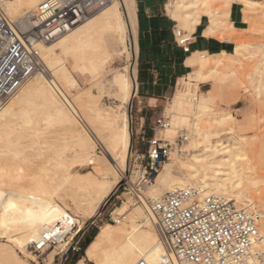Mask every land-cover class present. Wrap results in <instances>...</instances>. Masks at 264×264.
<instances>
[{"label":"bare ground","instance_id":"1","mask_svg":"<svg viewBox=\"0 0 264 264\" xmlns=\"http://www.w3.org/2000/svg\"><path fill=\"white\" fill-rule=\"evenodd\" d=\"M42 1L4 0L2 12L21 38L27 28L36 25V21L31 18ZM230 1L170 0V5L174 8L172 16L184 27L190 29L199 21L200 16L205 14L209 19L208 28L212 30L223 25ZM241 2L247 21L249 13L256 11L258 7L264 8V2L252 0ZM119 5V0H112L50 42L34 40L32 45L38 50L40 59L38 69L7 102L0 104V143H5L9 150L11 149L8 146L19 145L26 139L35 141L43 133L42 127L45 124L60 125L70 133L73 144L69 154L61 151V155L55 153L57 156L52 157L47 151L49 155L46 154L47 159L44 161L48 165L41 167L42 173H39L41 177L32 176L40 177L36 180L34 178L33 182H31L33 178L27 179L26 181L31 183L24 185L26 186L24 189L20 188L22 186H19L21 190L18 188V191H4L0 188V264H29L13 247H17L24 255L33 257L26 251V247L28 249L30 243L37 240L44 230L50 227L58 228L61 237L75 224V230L70 231L66 239L58 242L57 248L63 251L84 221L94 215L122 175L130 135L127 113L121 112L119 107L127 104L132 90L126 68L113 72L109 80L110 88L107 94L118 102L116 105L107 108L96 104L92 106L88 100L82 103L83 101L73 94V105L75 101L81 110L93 109L96 113L94 115L98 124L88 128L80 119V114L78 116L73 113L61 98L62 96L68 98L71 104L72 96L63 90L61 83L64 82L67 89L76 87L77 84L61 65L60 59L53 56L56 46L64 50L76 46L80 41L89 42L96 21H100L106 29L113 32L124 48L128 28ZM215 6L219 9L213 8ZM28 13L32 14L31 17H26ZM247 50L248 44L236 42L234 51L229 54L209 55L205 52H192L187 57L186 64L196 69L187 73L183 82L189 80L195 81L198 85L203 83L218 85L225 71L231 70L235 63H239ZM224 57L228 60H223ZM101 84L95 85L102 89ZM97 90V94L100 95L101 90ZM96 98L93 96L89 100H93L91 103L94 104ZM214 100V95L209 92L199 98H187L176 91L170 99L168 112L171 120L178 124L183 121L185 111L196 108L205 112ZM31 113L38 115L39 120L33 119ZM226 119L231 123L224 127L223 122ZM233 119L230 113H221L213 117L212 121L216 125L214 127L203 129L199 124H192V129L189 130L190 140L185 149L179 151H186L188 147L197 150L189 153V159L181 157L174 150L172 156L170 154L172 164L164 165L160 173L158 170V174L153 177L154 182L141 190V203H132V208H129L127 202H123L116 208L118 212L123 211L124 214V211H127L124 217L129 219V227L123 223L125 218L123 222H107L100 226L85 246L84 254L73 264H87L86 261L93 264H136L139 261L146 264H178L161 240L155 225L156 218L149 209V202L157 201L167 192L187 187L198 188L203 195L217 193L227 200L235 201L245 210L258 214L260 240L254 249L264 252V212L258 213L254 210L252 206L256 201L249 191V187L257 184V180L252 177L255 168L253 157L249 154L255 149L247 138L240 136L239 133L244 128L233 126ZM173 131V127H168L163 133L171 135ZM224 135L229 136L223 140ZM200 143L202 144L199 145ZM75 161L77 163L79 161L87 170L80 172L76 165H73ZM173 165L181 167L184 173L175 174ZM0 171L7 174L8 169L0 166ZM19 177L22 179L21 174L16 175V179ZM144 190L151 198L142 195ZM121 222L122 225H117ZM3 239L5 242L2 243ZM56 251L51 253V257ZM43 252L45 251L42 250Z\"/></svg>","mask_w":264,"mask_h":264},{"label":"rangeland","instance_id":"2","mask_svg":"<svg viewBox=\"0 0 264 264\" xmlns=\"http://www.w3.org/2000/svg\"><path fill=\"white\" fill-rule=\"evenodd\" d=\"M259 2L263 3L264 0ZM119 6L120 10L123 13L122 16L125 19V13L123 11L122 5ZM213 8L219 9L218 6H215ZM263 10L264 8L262 9L261 7H258L256 11L249 13L250 15H248V28L246 30L240 31L239 36L236 39L238 43L248 44V50L244 52L243 56H241V61L239 63H235L231 70L228 69L227 71H225V75L219 81L218 85H212L210 83H203L198 85L195 81L189 80H186V83H184L183 80L185 76L178 80V85L175 92L178 91L179 94H181L183 97L199 98V96L208 92L214 95L215 100L214 102L210 103L209 109H207V111H198L194 107L195 110H187L184 112V119L182 122H178V124L177 122L174 123L171 120L170 114L168 112V106L170 105V99L174 95L173 94L170 98L164 99V101L160 104H158L156 100L150 101V104L154 106L156 105V107H154V110L147 111L146 116L147 118H149V120L148 123L144 124V126L146 127L145 138L147 139L152 134V130L150 129V127L152 126L154 118L160 114L168 117L170 120L169 127H173L174 131L171 135H164L170 139H175L180 134L181 130L186 132L188 136L187 141L181 147H176L174 150L177 151V153L180 154L181 157L189 159V153L195 152L197 150L196 148L188 147L186 151L179 150H184L186 144L190 140V131L192 129V124H199L200 128L203 129L211 128L216 126L212 121L213 117H216L221 113H230L234 118L232 121V125H236L237 127L242 126L244 128L239 133L240 136L247 138L253 144V149H255V151H251L249 152V154L253 157V164L255 168L252 177L257 180V184L254 187H249V191L256 201V204L252 206L254 210L264 212ZM31 15V13H28L26 14V17H31ZM31 19L34 20L33 17ZM179 26L183 27V30L189 29L188 27L182 26L180 22ZM94 27L95 29L91 35L89 42L80 41L76 46L69 47L64 50L56 46L55 54L53 55L54 57L60 59L61 65L65 67L69 75L76 81V87L67 89L64 82L61 83V80H59L62 87L64 88L62 89L65 92L67 91L66 93L68 95L72 96L71 105L73 106L76 114L78 116L80 114V119L88 128L89 126L92 127L98 124V120L94 115L96 113L93 109H86L88 111L81 110L75 101V105H73V94H76L75 96H78L83 101L82 103H85L88 100L90 102L89 104L92 106L96 104L99 107L104 106L107 108L110 105L113 106L118 104V102L115 101L110 94H107V91L110 88L109 80L113 72L118 69L126 68L128 77L133 81V51L129 33L127 32L124 43L125 47L123 48L122 43L114 36L113 32L106 29L104 25L100 23V21H96L94 23ZM32 28H27L25 30V33L29 32ZM222 59L228 60V58L225 57ZM195 69L196 68L192 69V71ZM96 83H102V89L98 88V86L95 85ZM97 89L101 90L102 93L100 95L97 94ZM131 89L132 90L130 92V98L127 104L119 107L121 112L127 113L130 142L126 153L124 169L118 183L115 185L111 193L101 202L99 207L96 209V214L94 213L91 218L84 221L82 227L75 234L72 244H70V246H66L63 251H59V249L57 248V243L54 247H51L46 251L45 249H43V251L45 252L41 253L40 256H35V254L31 252L30 247L28 249L26 247V251L33 255V257H28L24 255L17 247H13L15 252L29 264H73L79 257L84 254L85 246L98 231L99 227L109 222L105 218L106 211H108L110 208H117L123 202H127L128 207L130 206L129 208H132V194L128 191H122L120 188V183L125 177L134 184L137 183L142 170L139 161L140 159H142V157L143 159H145L146 157V143L140 142L136 134V129H138L139 127V117L141 114L138 109L141 105L139 104L137 98L133 97V85ZM93 96L94 98L97 97L94 104L91 103L93 100H89L93 98ZM7 100H9V98ZM7 100L4 102H7ZM78 110L80 112H78ZM153 112H155V114ZM31 115L33 119L39 120L38 115L34 113H31ZM151 116H154L152 120H150ZM230 123L231 121L226 119L223 122V126L227 127ZM59 127L61 128V126L58 124H45V126L42 127L43 133L40 134V136H38L35 141L34 139H32L33 141L31 139H26L19 143V145L16 144V146H8L11 150H9L7 146H5V143H0L2 144V146H0V150L2 151L0 152V166L6 168V170L8 169L7 174H2L0 171V188L2 190L18 191L19 186H22L20 188L24 189V187H26L24 185H27V183H29L28 181H26L27 179L31 180V178H33L32 176L36 175H39L41 177V174H39L42 173L41 167L44 165H48V163H45L44 161L47 159V151L51 153L52 157L61 155V151H63V153L65 154H69L71 152L73 148V144L70 140L71 135L62 128L60 130ZM65 132L67 134V137L66 134H64ZM228 136L229 135H224L222 136V139L224 140ZM69 142H71L72 146ZM201 144L202 143H200L199 145ZM142 154H144V156H142ZM171 156L158 169V173L163 170L164 165L172 164L173 161L171 159ZM74 163L73 165H76L75 167H77L80 172H84L87 170V168L80 165L79 161L78 163L77 161H75ZM173 171L177 175H182L184 173L183 169L176 165H173ZM17 174H21L22 179L20 177L16 179ZM34 178L31 180V182L38 179L35 178L34 180ZM153 179L154 178H152L151 183L154 182ZM20 188L19 190H21ZM145 192L146 191L144 190V192H142V195L148 197V199L151 198ZM116 212L122 213L123 211L118 212L116 210ZM124 212L125 215H127V211ZM123 221L122 222L129 227V219L127 220V218H125ZM122 222L121 224L117 225H122ZM75 228L76 227H74L73 230H75ZM1 242L3 243L5 242V240L3 239ZM53 251L56 252H54L53 256L51 257V253ZM86 263L93 264L90 261H86Z\"/></svg>","mask_w":264,"mask_h":264},{"label":"built area","instance_id":"3","mask_svg":"<svg viewBox=\"0 0 264 264\" xmlns=\"http://www.w3.org/2000/svg\"><path fill=\"white\" fill-rule=\"evenodd\" d=\"M111 1L43 0L33 14L36 25L21 38L4 16V0H0V104L38 69L40 59L38 50L32 45L34 40L47 43L58 38ZM174 39L184 52L189 53L190 35L186 31L175 28ZM133 97L136 98L135 91ZM61 98L76 114L68 98ZM169 126V118L160 114L154 118L150 127L152 134L147 139L145 126L139 125V132L136 129L139 141L146 143V157L139 161L140 178L136 184L126 177L120 183L122 191L132 194L134 204L141 203V190L151 183L172 151L188 139L183 130L175 139L166 137L163 131ZM149 209L156 218L155 225L162 242L178 264H264V252L254 249L260 240L259 216L233 200L217 193L203 195L198 188L187 187L167 192L157 201L149 202ZM124 216V213H117L116 208L105 213L106 220L112 223L122 221ZM74 227L75 224L61 237L58 228H47L30 243L31 252L40 256L43 249L46 251L66 239ZM136 264L146 263L139 261Z\"/></svg>","mask_w":264,"mask_h":264},{"label":"crops","instance_id":"4","mask_svg":"<svg viewBox=\"0 0 264 264\" xmlns=\"http://www.w3.org/2000/svg\"><path fill=\"white\" fill-rule=\"evenodd\" d=\"M119 3L125 13L133 51L131 81L133 92L141 105L138 109L141 112L138 125L143 126L149 120L147 111L156 107L150 101L156 100L160 104L170 98L178 80L192 71L186 64L192 52H205L209 55L232 53L239 32L246 30L249 24L241 0H231L223 25L219 28L209 30V19L202 14L197 23L185 29L190 35L189 53H186L174 39L175 28L183 27L172 16L174 8L170 0H121ZM153 118L151 116L150 120Z\"/></svg>","mask_w":264,"mask_h":264},{"label":"trees","instance_id":"5","mask_svg":"<svg viewBox=\"0 0 264 264\" xmlns=\"http://www.w3.org/2000/svg\"><path fill=\"white\" fill-rule=\"evenodd\" d=\"M96 214V213H95Z\"/></svg>","mask_w":264,"mask_h":264}]
</instances>
